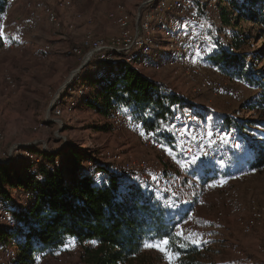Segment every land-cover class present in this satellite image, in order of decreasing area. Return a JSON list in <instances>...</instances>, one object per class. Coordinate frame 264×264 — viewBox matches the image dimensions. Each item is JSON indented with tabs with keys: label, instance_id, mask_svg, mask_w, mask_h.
Here are the masks:
<instances>
[{
	"label": "rangeland",
	"instance_id": "rangeland-1",
	"mask_svg": "<svg viewBox=\"0 0 264 264\" xmlns=\"http://www.w3.org/2000/svg\"><path fill=\"white\" fill-rule=\"evenodd\" d=\"M58 1L13 0L11 11L3 25L0 36V164L7 165L14 160L19 163L17 167L36 163L38 156L28 148L56 152L62 146L73 147L86 154L82 159V166L88 172L93 171L95 165H110L114 172L125 174L142 184H150L157 193L176 198L174 200L184 205V208L188 207L187 212L194 209L195 222L207 225L220 212L217 230L207 231L209 226L204 227L208 232V247L212 249V258L216 264L239 262L233 252L234 247L243 250L250 257V264H264V218L258 220V224L255 223L251 232L244 233L239 222L228 213L225 204L230 190H234L237 193L236 205H240L244 217L250 216V208L254 204L264 207V168L244 169L243 163L249 153L244 142H241L237 155L231 157V161L223 159L227 148L237 145L240 131L254 142L264 138V129L258 124L259 121H264V110L249 109L248 103L253 102L258 95L257 89L224 76L209 61L205 62L214 49L210 36L213 34L212 22L206 23L203 13L200 15L199 7L197 8L198 4L179 0L182 4L174 11L170 7L172 0H167L165 9L158 10L144 9L146 0H70L68 7H60ZM215 2L216 0H206L208 7ZM46 3L56 14L55 23L48 21L40 10L41 5ZM118 4L128 16L130 32L143 9L151 18L149 34L154 37L152 55L132 67L149 79L165 84L181 98L191 101L192 105L184 116L191 113L193 116H190V121H195L197 125H190L189 128L199 127L203 134L215 130L225 132L229 128L223 137V148L214 150L212 138L205 140L207 149L193 140L187 146L191 154L185 156L178 137L174 143L159 137L160 141H155L151 132L136 124L132 128L120 127L112 120L101 117L80 100L85 95L89 97L91 93V84L86 83V92L82 96L77 94L78 88L83 85L81 80L85 73L84 67L90 63H82L83 55L90 49L82 41L86 37L91 40L108 39L117 34L116 37H120L121 28L108 18V13L116 11ZM163 11L166 13L161 23L163 27H160L157 23L158 14ZM27 19L34 21L33 26L15 33ZM239 25V29L248 37L243 47V51L251 55L248 61L252 63L254 70L264 68V58L256 59V52L264 44V38H259L257 25L249 22H240ZM197 27L206 33L202 47L199 43L195 45V41L202 37ZM165 30L169 32L166 33ZM227 33L230 34L229 29H221L220 36L224 38ZM166 38L173 47L183 43L191 51H198L204 60L203 69L196 67L183 54L179 60L166 63L174 49L167 46ZM46 45L49 46L47 50L44 49ZM74 46L77 49L80 47L81 53L71 51ZM154 55H157L155 59L152 57ZM106 66L98 62V67L91 68V72H102ZM6 76L14 81V88L7 86ZM71 101L76 104L74 108L66 106ZM54 107L59 109L60 114L53 113ZM196 113L202 115V118L196 117ZM214 115H224L238 122L220 126L221 118H216L215 121L218 120L214 122ZM243 125L245 126L242 127ZM172 128L173 124L169 132ZM141 132H146L151 141ZM9 149H12V157L3 159ZM206 161L213 162V180L217 182H202L199 172L191 171L202 167ZM127 163L130 167L128 170L125 169ZM28 171L31 172L30 169ZM33 180L37 181L36 177ZM167 180L178 182L181 190L176 194L165 192L162 185ZM208 185L212 188L207 189ZM12 195L13 199L20 196L16 190H13ZM25 198L29 199L27 206L34 201L30 202L28 195ZM182 220L178 222L179 226ZM10 221L11 223L0 218V222L16 227L11 216ZM197 226L198 223H193L189 227V233L183 234L189 238L198 236L200 231ZM153 247L161 254L160 264H173L172 252L160 250L164 247L163 244ZM63 248L67 251L59 253L57 257L41 256L37 264H81L72 244H65ZM4 255L7 256V253L0 252V257Z\"/></svg>",
	"mask_w": 264,
	"mask_h": 264
},
{
	"label": "trees",
	"instance_id": "trees-1",
	"mask_svg": "<svg viewBox=\"0 0 264 264\" xmlns=\"http://www.w3.org/2000/svg\"><path fill=\"white\" fill-rule=\"evenodd\" d=\"M189 1L198 4L207 24L212 22L210 64L224 76L257 89L249 109L264 110V68L254 70L248 61L251 55L243 51L248 37L239 29L240 22L255 24L259 38H264V0H216L209 7L206 0ZM6 3L0 0V15ZM221 29H229L230 34L221 37ZM256 54V59L264 58V44ZM95 67V61L84 67L81 83L91 84L89 97L80 99L84 105L107 119L123 111L135 118L134 124L151 132L155 141H160L159 137L175 142L169 128L184 117L191 101L123 61L108 63L102 72H91ZM194 115L202 118L199 113ZM216 118H221L220 126L238 122L224 115H214L212 120L216 122ZM259 122L264 129V121ZM237 141L236 146L227 148L223 159L231 161L244 142L249 150L244 169L264 168V138L254 142L240 131ZM28 150L38 156L36 163L17 167L14 160L0 164L1 205L16 223L12 228L0 222V252L7 253L0 257V264H37L40 255L57 257L67 251L63 247L69 243L83 264H160L161 254L153 246L146 248L145 243L153 245L165 239L171 242L168 251L173 264H216L211 248L202 242L193 244L185 233L187 240L176 235L178 222L188 211L176 198L116 173L110 165H95L88 172L82 166L86 154L73 147L62 146L56 152ZM212 163L206 161L191 171L199 172L202 182H212ZM13 190L20 194L18 198L13 199ZM34 193L35 200L27 206L25 195Z\"/></svg>",
	"mask_w": 264,
	"mask_h": 264
},
{
	"label": "bare ground",
	"instance_id": "bare-ground-1",
	"mask_svg": "<svg viewBox=\"0 0 264 264\" xmlns=\"http://www.w3.org/2000/svg\"><path fill=\"white\" fill-rule=\"evenodd\" d=\"M167 2H168L167 0H146L143 8L144 9H151V8L157 9V7L159 6L158 9H165V6H166L165 4H168ZM70 3H71L70 0H59L58 1V4L60 7H68L70 5ZM12 4H13V0H7L4 11L0 15V36L2 35L3 25H4V23L8 17V13L11 11ZM181 4L182 3L179 0H172V4L170 5V7H171V9L176 11L177 8H179L181 6ZM144 9L142 11L143 12L142 15L138 14L135 25L133 26V30H132V32H130V30H128L129 29V27H128V16L122 12V6L118 4L116 6L117 12L116 11L109 12L108 18H110L114 24H117L121 28L120 29L121 30L120 37H116L118 34L111 37V38H108V39H92L91 40L89 37H86L84 39L85 41L84 42L82 41V44L84 43L83 45H86L87 48H97L99 45L106 44V41L116 42V43H128V40H130L131 37H134L136 31L138 30V22H139L138 38L135 41V44L131 46V48H128L126 50H122L120 52V50H118L117 48H113V46H104V55L89 56L87 58V52H86L83 55L82 63H88V62H92V60H96L98 62L103 63L106 66V63H113V62L119 60V61L125 62L128 65L135 66L137 64H140L143 61V59L151 56V54L153 52L152 44H153L154 37H151L149 34L150 25H151V18H150L149 13L147 11H145ZM40 10L47 17L48 21H50L51 23L56 22V14L47 5V3L42 4ZM165 13H166V11H163L162 14H158V16H159V19L157 21L158 25H161V23L163 21V16L165 15ZM32 21L33 20H31V19L24 20L20 25V29H17L15 33H20V31L24 30V29H28V28L30 29L33 26L34 21L33 22ZM129 25H130V23H129ZM160 27H163V25H161ZM196 29H198L201 32L202 37L195 41V45H197L199 43L200 44L199 46L202 47V45L204 44V37L203 36L206 35V33L204 30L200 29L199 27H197ZM165 32L168 33L169 31L165 30ZM176 38H178V37H176ZM167 43H168L167 46L169 48H171V49L174 48V49L172 50V54L170 55V57L166 63H172V62L179 60V58L182 57V54H183L184 58H187L189 61H191L199 69H203V66H204L203 61L204 60H203L202 56L198 53V51H191V49L189 47L185 46L183 43L173 47V44L170 43L169 39H167ZM76 47L74 46L73 49L71 48L72 49L71 51H73L76 54L81 53L80 47H78L79 49H77ZM44 49L45 50L49 49V46L46 45L44 47ZM113 57H115V58H113ZM208 61L209 60H205V62H208ZM103 68H104V66L102 67V69ZM5 81H6V84L9 88H11V89L14 88L15 83L9 76L5 77ZM213 85H215V84H213ZM86 90H87V87L85 86V84L81 85L77 90L78 96H82L86 92ZM66 106L68 108H74L76 106V104L73 101H71V102H68V104ZM52 110H53L54 114H56V115L60 114V111L57 107H54V109H52ZM190 116H193V115H191L190 113L186 114L184 117L181 118V120L179 122L174 123L173 128L171 129V132L174 134L175 139H176V137H178V139L180 141V145L182 146V153L185 156L191 154V150H189V148H187V146L191 142H193V140H196L197 142L202 144L205 147V149H207V144L205 143L206 138H203L202 136H198L199 134H203L200 131V128L197 126L196 127L198 129L193 128V127H192L193 129L189 128L190 125H197L195 123V121H190ZM109 119L112 120L113 122L117 123L118 125H120V127L132 128L134 125L133 120L125 112H115L111 115V117H109ZM198 126H200V125H198ZM228 129L229 128H226L224 131L227 133ZM187 132H188V135H186ZM225 132H221L219 130H215L212 132L213 133L212 136H220V137L214 138V150L223 148V146H224L223 137L225 135ZM233 135H234V132L232 131V136ZM196 136H197V139H192V138H195ZM1 141H2V134L0 133V142ZM7 162H4V163H7ZM91 167H93V165ZM143 167L146 168L145 165H143ZM129 168H130L129 164L127 163L125 166V169L128 170ZM162 187H163V190L167 193L176 194L181 190V185L178 182L170 181V180H167L162 185ZM209 188H212V186L208 185L207 189H209ZM230 192H229L230 195L227 193L229 195L228 198H226V199L224 198L226 207L228 208V213L230 215H232L233 217H235V219L239 222L240 227L242 229V232L249 233V232H251L255 223H257L258 220L264 218V207L254 206L255 205L254 204L253 207L250 208V216L248 218L245 216L247 219H244L245 217H244V214L242 212V209L240 208V205H239V207L236 205V199L235 198L237 197V193L234 190H232V191L230 190ZM35 198L36 197H35V193H34L30 196V202L35 200ZM167 203L169 204V201H167ZM8 212H9L8 210H6L5 208L2 207L1 201H0V218H2L3 221L8 220L11 223L10 215H8ZM185 214H186V216L182 220V222H181L182 224L179 226V230L182 232H188L189 227L191 228V225H193V223H198L197 230H199L202 233L199 232L198 236H192L191 238H189V241L191 242V240H197L198 243L202 242L200 244L204 243L203 245L208 247L209 237H207V235H206L208 233L207 231H213V230L218 229V227H219L218 219L221 218V216H220L221 213L220 212L218 213L216 219L213 218L209 222H207L208 223L207 225H202L201 222L200 223L195 222V217H194L195 216V210L194 209H191L190 212H187ZM220 221H221V219H220ZM206 226H209V229H207V231L204 229V227H206ZM193 229H196V228L193 227ZM233 252L237 256V258L239 259V262H237L236 264H250L251 263L250 257H247L243 250L239 249L238 247H234ZM41 256L42 255H40L38 258H41ZM56 262H58V260H56ZM81 264H83V263H81Z\"/></svg>",
	"mask_w": 264,
	"mask_h": 264
},
{
	"label": "built area",
	"instance_id": "built-area-1",
	"mask_svg": "<svg viewBox=\"0 0 264 264\" xmlns=\"http://www.w3.org/2000/svg\"><path fill=\"white\" fill-rule=\"evenodd\" d=\"M158 7H157V10H158ZM138 30H139V22H138ZM138 30L136 31L134 37H131L130 40H128V43H116V42L106 41V44L99 45L97 48H90L89 50H87V58L89 56L104 55V46H113V48H117L118 50H120V52L122 50H126L128 48H131V46L135 44V41L138 38ZM113 58H115V57H113ZM143 133H144L143 136H145V138H147L146 132H143ZM186 135H188V132L186 133ZM198 136H204V138H209L207 136V133L206 134H199ZM215 137H220V136H212L211 138L214 139ZM192 139H197V136L195 138H192ZM148 140L151 141V139H148ZM11 151H12V149L7 150L3 159H7V158L12 157ZM212 182H217V181H212ZM207 183H210V182H207Z\"/></svg>",
	"mask_w": 264,
	"mask_h": 264
},
{
	"label": "snow or ice",
	"instance_id": "snow-or-ice-1",
	"mask_svg": "<svg viewBox=\"0 0 264 264\" xmlns=\"http://www.w3.org/2000/svg\"><path fill=\"white\" fill-rule=\"evenodd\" d=\"M125 111H127V110H125ZM130 118H131V119H135L134 117H130ZM141 134L144 135L143 132H141ZM207 135H208L209 138H211L212 135H213V133H212L211 131H209V132L207 133ZM177 227L179 228V225H177ZM176 235L179 236V237H181V238H183V239H185V240L188 239L187 237H184V234H183L182 231H178V232L176 233ZM191 242H192V243H198L197 240H191ZM170 243H171V242H170V240H168V239H165V240H163V241H158L157 244H155V245H150L149 243L146 242V243H145V247H149V246H156V247H159L161 244H163L164 247L161 248L160 250L167 252V250H168V248H169V246H170ZM73 246H74V245H73ZM180 246L183 247V246H185V245H184V244H181ZM173 255H175V254H173Z\"/></svg>",
	"mask_w": 264,
	"mask_h": 264
},
{
	"label": "crops",
	"instance_id": "crops-1",
	"mask_svg": "<svg viewBox=\"0 0 264 264\" xmlns=\"http://www.w3.org/2000/svg\"><path fill=\"white\" fill-rule=\"evenodd\" d=\"M16 1V0H15Z\"/></svg>",
	"mask_w": 264,
	"mask_h": 264
}]
</instances>
